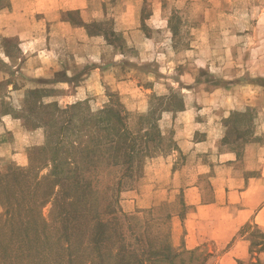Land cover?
Returning a JSON list of instances; mask_svg holds the SVG:
<instances>
[{
    "label": "rangeland",
    "instance_id": "1",
    "mask_svg": "<svg viewBox=\"0 0 264 264\" xmlns=\"http://www.w3.org/2000/svg\"><path fill=\"white\" fill-rule=\"evenodd\" d=\"M129 4L138 10L125 25ZM91 18V35L116 51L97 88L79 82L100 63L74 71L76 86H57L61 72L22 71L20 39L0 34V144L28 160L0 159V264H169L156 252L204 264L184 246V167L200 161L191 143H206L201 161L220 179L234 174L215 164L221 144L246 175L264 156V0H91ZM76 88L83 100L67 98ZM108 107L127 115L131 162L109 151L111 129L91 126ZM241 234L253 253L264 244L253 225Z\"/></svg>",
    "mask_w": 264,
    "mask_h": 264
},
{
    "label": "crops",
    "instance_id": "2",
    "mask_svg": "<svg viewBox=\"0 0 264 264\" xmlns=\"http://www.w3.org/2000/svg\"><path fill=\"white\" fill-rule=\"evenodd\" d=\"M0 4V34L9 38L12 32L20 39L18 55L23 61L22 71L38 72L40 76L37 77L46 79L61 72L64 81L56 85L69 87L76 86L74 71L90 69L91 63H100L102 68L95 69L100 71L98 75H86L80 80L79 85L87 89L97 88L98 81L111 75L113 69L110 64L106 66L105 55L114 58L115 47L103 37L91 36V23L97 22L91 18V0H0ZM127 7L128 10L121 15L125 25L130 23L125 19L131 9H135L134 14L138 10L133 4ZM115 84L119 89L127 83L119 79ZM81 90L76 88L79 92L67 98L83 100L86 90ZM183 114L189 115L188 112ZM192 125L194 123L189 120L188 126ZM20 133L25 134L22 129ZM28 136L29 139L33 137ZM205 144L191 143L200 161L184 167V201L192 210L184 220V246L189 251L205 254L204 264H243L249 261L264 264V244L257 246L260 250L253 253V243L247 234H241L248 225H253L264 236V156L258 168H248L251 174L246 175L235 168L242 163L235 150L221 144L215 164L234 166V174L229 173L220 179L213 174L214 162L201 161L199 153ZM25 150L16 148L9 152L1 143L0 159L5 158L24 168L28 164ZM252 158L245 160V164L252 163Z\"/></svg>",
    "mask_w": 264,
    "mask_h": 264
},
{
    "label": "trees",
    "instance_id": "3",
    "mask_svg": "<svg viewBox=\"0 0 264 264\" xmlns=\"http://www.w3.org/2000/svg\"><path fill=\"white\" fill-rule=\"evenodd\" d=\"M92 34V33H91ZM93 35V34H92ZM91 35V36H92ZM106 37V36H105ZM91 119H93L91 121V126H96L97 124L100 126V129L103 130L105 127L109 130L111 129V134H110V144H112L115 149L112 150V149H109L110 152H117V153H120V151L124 150L125 153L124 154V157L126 158V160L128 161H133V158L138 154L136 149H135V146L131 147L129 151H126L127 148L124 146L125 142H124V138L126 140L127 138V133L124 132L126 131V124H125V121L127 120V115L126 114H122V112L114 109L113 107H108V108H105L104 110L100 111L98 114L96 115H92L91 114ZM113 121H115V123L120 126L118 128H115L114 126H112V123ZM127 145V143L125 144ZM43 149V148H42ZM41 149V150H42ZM96 149V148H95ZM85 151V150H83ZM92 151V150H91ZM106 151V150H104ZM86 152V151H85ZM98 154H103V150L99 149L98 150ZM96 154V156L98 155ZM94 156H92V152H91V162L94 161ZM99 158H103L101 155L99 156ZM99 158L97 157V161H99ZM108 165V164H106ZM58 168V167H57ZM60 181L58 178L56 179V181L54 182V185L57 186L60 184ZM43 182H50L49 178L46 177ZM51 193V192H50ZM71 197V194L69 193L68 194V197L69 198ZM66 198V199H67ZM73 202H70V203H67L66 204H71ZM73 206V204H72ZM264 248V247H263ZM169 250V248H168ZM186 253H190V255H193V252H186ZM155 257L156 258H162L164 259L167 263L169 264H175L174 261H167L168 259L170 260V256H164L163 254H160L158 252H156L155 254ZM161 256H164V257H161ZM180 256H178L177 254L175 255V258H178ZM192 257V256H191ZM154 261H159L158 260H154ZM172 262V263H171ZM140 263V262H139ZM138 263V264H139ZM101 264H105V263H101ZM128 264V263H127ZM143 264V262H142ZM182 264H185V262L182 260Z\"/></svg>",
    "mask_w": 264,
    "mask_h": 264
}]
</instances>
